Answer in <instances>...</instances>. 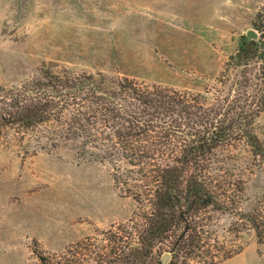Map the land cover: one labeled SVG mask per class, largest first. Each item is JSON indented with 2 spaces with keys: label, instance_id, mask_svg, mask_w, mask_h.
<instances>
[{
  "label": "rangeland",
  "instance_id": "1",
  "mask_svg": "<svg viewBox=\"0 0 264 264\" xmlns=\"http://www.w3.org/2000/svg\"><path fill=\"white\" fill-rule=\"evenodd\" d=\"M263 5L264 0H0V84H20L47 64L212 91L229 57L255 30L252 22ZM255 128L264 140V112ZM50 133V126L0 133V264H41L39 253L59 256L93 236L90 251L80 243L74 254L95 264V251L111 247L103 230L128 223L139 208L127 189L132 179L117 183L112 166L77 157L72 144L53 146ZM206 163V175L225 203L200 213L216 259L264 264V157L238 141L216 149Z\"/></svg>",
  "mask_w": 264,
  "mask_h": 264
},
{
  "label": "trees",
  "instance_id": "2",
  "mask_svg": "<svg viewBox=\"0 0 264 264\" xmlns=\"http://www.w3.org/2000/svg\"><path fill=\"white\" fill-rule=\"evenodd\" d=\"M252 25L257 38L229 57L212 91L47 64L20 84H0V133L50 126L53 146L72 144L77 157L112 166L117 183L134 181L127 189L139 208L128 223L103 230L111 247L95 251V264H160L167 252V264H219L200 219L225 207L205 172L208 155L244 141L264 157L255 128L264 112V5ZM92 239L59 256L41 252V264H84L75 248L90 251Z\"/></svg>",
  "mask_w": 264,
  "mask_h": 264
},
{
  "label": "water",
  "instance_id": "3",
  "mask_svg": "<svg viewBox=\"0 0 264 264\" xmlns=\"http://www.w3.org/2000/svg\"><path fill=\"white\" fill-rule=\"evenodd\" d=\"M258 36L257 32L253 29L249 30L247 32V41L250 42L253 39H256ZM171 254L170 253H165L162 256L161 263L160 264H167L168 261L170 260Z\"/></svg>",
  "mask_w": 264,
  "mask_h": 264
}]
</instances>
